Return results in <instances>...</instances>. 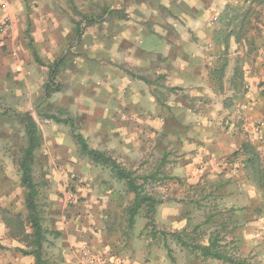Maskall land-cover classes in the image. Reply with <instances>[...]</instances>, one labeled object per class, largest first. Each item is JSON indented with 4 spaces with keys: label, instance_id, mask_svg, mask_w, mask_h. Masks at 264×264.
Masks as SVG:
<instances>
[{
    "label": "rangeland",
    "instance_id": "rangeland-1",
    "mask_svg": "<svg viewBox=\"0 0 264 264\" xmlns=\"http://www.w3.org/2000/svg\"><path fill=\"white\" fill-rule=\"evenodd\" d=\"M12 4L10 8L7 0L0 3L4 11L9 7L0 19V107L28 111L39 128L42 144L36 151L34 178L46 228L70 229V221H76L73 208L81 210L77 215L85 211L88 219V211L107 206L111 209L101 213L103 221L93 222L100 226L102 242L119 247L125 255L139 254L137 258L146 251L147 257L168 255V242L177 261L187 264L189 255L201 254L196 245L228 235L223 226L228 209L246 199L238 198L241 192L235 189L234 177H240L244 191L253 195L256 211L264 207V141L254 135L240 140L232 135L239 148L250 143L257 154L249 173L236 153L239 148L229 144L217 157L216 144L210 145L218 133L232 132L238 121L243 135L253 129L250 121L238 117L246 104L240 98L249 91L251 62H256L249 35H241L254 27L258 33L251 16L264 26V0H15ZM107 8L119 13L86 24L87 18L100 17ZM77 25L83 27L80 36ZM29 26L44 64L33 57L26 35ZM229 33L228 44H216ZM68 48L57 87L47 92L49 66ZM219 63H225V71L222 82H214L211 73ZM141 77L156 83L147 84ZM38 107L74 117L92 148L134 172L145 192L157 197V237L151 234L145 207L130 225L135 193L110 168L81 152L69 126L44 118ZM26 144L20 118L0 111L1 218L3 209L26 212L19 167ZM255 166L259 174L251 170ZM98 176L115 194L83 196L89 177ZM71 192L76 194L74 200L69 198ZM178 235L192 246H182ZM56 238L49 234L48 243Z\"/></svg>",
    "mask_w": 264,
    "mask_h": 264
},
{
    "label": "crops",
    "instance_id": "crops-1",
    "mask_svg": "<svg viewBox=\"0 0 264 264\" xmlns=\"http://www.w3.org/2000/svg\"><path fill=\"white\" fill-rule=\"evenodd\" d=\"M2 1L0 0V3ZM7 1L9 7H13L12 3L15 0ZM9 7H6L5 11L0 9V19L2 18V12L8 11ZM249 8L247 9L249 10ZM249 18L253 26L255 24L258 26V33L254 27L249 33L241 36L245 38V36L248 37L249 35L250 48L252 47L253 53H255L253 57L256 58V62L253 63V60L251 62L252 72H250V76L248 75L249 91L240 98L241 101L242 99L246 101V104L243 106L244 111H242L243 117H238H241L242 120L250 121L253 129L251 131L248 130V135H243L241 133V122L238 121L239 124H236L237 126L234 125V128H231L232 132H228L229 134L218 133L215 135L210 140V145L215 146L214 143L216 144L217 157L224 155V148L227 151L229 144H231V147L233 146L235 148L236 146V148H239V144L233 142L232 135H235L238 140L241 137L245 139H248V137L252 138V135H254L264 141L262 137L264 128L260 132L254 131V126H256L257 121L264 122V26L260 22H256L254 17L251 16ZM242 38L240 37L239 39ZM231 44H234L233 41ZM258 52L262 53L260 57L257 56L259 54ZM218 146L221 148L220 150H218ZM238 178L240 177H234V179H237L235 189L241 192L238 198L240 200L243 198L246 199L243 201V205H239L236 202L237 205L228 209L227 213L229 217L223 224L225 226L224 229L228 231V235L221 238H214L213 240L209 239L210 241L205 244L209 245L210 243H214L215 249L227 254L233 259L234 263L214 257H206L201 252V254L199 253L200 255L198 253H195L194 256L189 255L187 264H264V207L256 211L253 195H249L248 191H244L245 184ZM89 179V183L83 188V196L86 195L92 198L98 192L99 194L106 192H112V195L115 194L113 189L108 190L104 186L105 182L99 176L96 178L89 177ZM117 180L121 181L118 178ZM104 208L107 209L105 210ZM110 209L107 206L94 208L92 211H88L91 217L85 219L87 218L86 215L83 216L85 211L81 215H77L81 210L79 208H73V218L76 221H70V229L65 227L63 231H53L47 228L50 231L49 234L57 237L54 243L49 244L48 241L46 243L47 257L50 259L51 264H180L168 242H165L168 255L162 254V256H155L152 253V256L148 255L147 257L148 251H146V254L141 255L139 258H137L139 254H134L135 257L125 255V253H122L118 249L119 247L115 248L109 243L102 242V233L98 229L100 226L93 225V222L103 221L104 217H101V213H109ZM254 214L257 216H253ZM83 225L85 226L83 227ZM71 230L73 233L70 234ZM153 237H157V235ZM185 242L189 243L186 240H182L180 243L182 246L190 248V246L184 244ZM84 245L88 247L91 260L86 261L85 259L82 252ZM19 248H25V244L8 235V228L0 217V264H35L34 256L24 254Z\"/></svg>",
    "mask_w": 264,
    "mask_h": 264
},
{
    "label": "trees",
    "instance_id": "trees-1",
    "mask_svg": "<svg viewBox=\"0 0 264 264\" xmlns=\"http://www.w3.org/2000/svg\"><path fill=\"white\" fill-rule=\"evenodd\" d=\"M72 7L75 8V5L73 3ZM230 8L236 10L235 7ZM118 13V9L107 8L102 16L87 18L86 24L89 25L98 23L100 20L105 18V15L108 14V16H114ZM29 28L30 26L26 31V35L29 38V45L32 49L33 57L39 64H44L43 59L36 47L35 39L31 35ZM76 31L78 36H80L83 33V27L77 25ZM230 35L231 34L229 33V35L222 37V40H217L216 44H221L220 41H222V43L227 42L228 44ZM75 44L76 40L73 41L72 45ZM68 53H70V48H68L67 52H65L62 56L56 58V60L49 66V77L51 82L49 83V85H47V92H50L57 87V76L62 68V65L67 59ZM225 66V63H219L215 67V69L211 73L213 78L212 80L214 82L216 81V79L219 82H222ZM141 78L147 84L156 83L148 80L145 77ZM38 108L39 114L44 118L52 120L53 122L58 124H65L69 126L71 134L79 145L81 152L87 155L96 164L110 168L114 176L119 180L124 181L128 190L135 193V198L133 200L131 208L129 209L130 225H133L135 223V217L137 213L143 207H145V216L148 218V225L151 226L152 235L156 236L158 233H160L157 230V223L155 218L158 203L157 197L155 195H152L151 193L145 192V190L138 184L137 179L134 176V172L124 168L114 158L107 155L105 152L96 148H92L87 142L85 136L79 131L74 117L69 115L63 117L61 113L52 114L44 111L41 107ZM0 111L3 114L12 113L13 115H16L18 118H20V122L24 125L27 135V144L22 149V154L19 158L21 183L22 187L24 188V203L26 212L24 213L22 211L3 209L2 220L8 228V235L12 238H16L22 241L25 244V248H19L21 252L34 256L35 264H51L50 259L47 257L48 252L46 250V243L48 241V234L50 233V231L44 226L43 223L42 209L39 205L40 190L34 178V162L36 151L41 147L42 144L39 134V128L34 117L28 111L21 112L17 108L13 107H0ZM252 149L254 148H252L250 143H245L236 151L238 155H241L243 157L242 162L247 173H249L250 167H252L257 159V154L254 153ZM251 170H253L254 174H259V168H257L256 166ZM176 238L180 241L184 240L181 235H178ZM184 244L187 246H192L188 242H185ZM195 247L200 249L202 254L206 257H214L234 263L233 259H231L227 254L216 250L214 243H210L209 245H196Z\"/></svg>",
    "mask_w": 264,
    "mask_h": 264
},
{
    "label": "built area",
    "instance_id": "built-area-1",
    "mask_svg": "<svg viewBox=\"0 0 264 264\" xmlns=\"http://www.w3.org/2000/svg\"><path fill=\"white\" fill-rule=\"evenodd\" d=\"M263 128H264V122L263 121H257V124H256V126L254 128V131L260 132V131L263 130ZM262 137L264 138V134L262 135ZM75 197H76V194L75 193L71 192L69 194V198L71 200H74ZM82 252H83V254H84V256H85L86 259H89L90 258L89 250H88V247L86 245L83 246Z\"/></svg>",
    "mask_w": 264,
    "mask_h": 264
}]
</instances>
